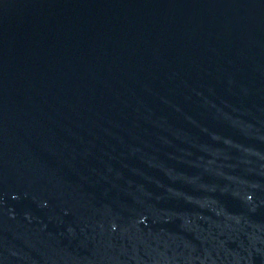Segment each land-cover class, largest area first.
Masks as SVG:
<instances>
[{"label": "water", "instance_id": "1", "mask_svg": "<svg viewBox=\"0 0 264 264\" xmlns=\"http://www.w3.org/2000/svg\"><path fill=\"white\" fill-rule=\"evenodd\" d=\"M0 264H264V0H0Z\"/></svg>", "mask_w": 264, "mask_h": 264}]
</instances>
